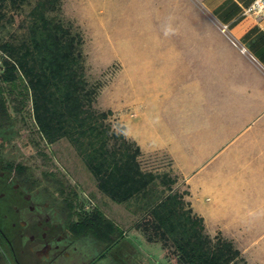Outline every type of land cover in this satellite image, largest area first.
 Returning <instances> with one entry per match:
<instances>
[{
    "label": "crops",
    "instance_id": "crops-1",
    "mask_svg": "<svg viewBox=\"0 0 264 264\" xmlns=\"http://www.w3.org/2000/svg\"><path fill=\"white\" fill-rule=\"evenodd\" d=\"M200 1L203 21L128 51L111 110L144 157L170 161L210 235L217 216L264 227V17L245 13L254 0Z\"/></svg>",
    "mask_w": 264,
    "mask_h": 264
},
{
    "label": "trees",
    "instance_id": "trees-1",
    "mask_svg": "<svg viewBox=\"0 0 264 264\" xmlns=\"http://www.w3.org/2000/svg\"><path fill=\"white\" fill-rule=\"evenodd\" d=\"M63 0H0V22L23 16V33L0 42V123L13 125L23 113L26 99L40 138L47 144L67 141L94 178L97 190L116 204L133 205L143 217L149 241L170 245L177 264H247L242 252L220 233L210 235L204 219L187 200L186 187L172 170L160 172L153 158L116 130L112 111L95 104L100 90L86 74L83 35L62 14ZM2 26V25H0ZM150 163V167L148 165ZM65 197L69 219L78 235L96 239L103 250L112 248L123 232L94 208L78 213L75 191L53 177Z\"/></svg>",
    "mask_w": 264,
    "mask_h": 264
},
{
    "label": "rangeland",
    "instance_id": "rangeland-1",
    "mask_svg": "<svg viewBox=\"0 0 264 264\" xmlns=\"http://www.w3.org/2000/svg\"><path fill=\"white\" fill-rule=\"evenodd\" d=\"M206 11L200 0H63V16L78 26L84 38L87 77L90 82L101 86L95 106L104 111H115L111 108L123 106L124 84L121 78L132 47L159 43L164 38L163 34L175 27L189 26L195 15L197 23L203 21L200 17ZM22 17L15 15L12 23L7 17L1 20L0 42L23 33L19 27ZM119 72L122 74L116 79ZM30 108L27 98L10 138L15 145L12 155L30 164L37 175L52 170L61 178L67 191L70 189L77 193L85 209L96 208L110 219L123 232L110 249L119 257L126 256L128 264H177L170 245L148 240V234L143 230L144 219L140 212H136L135 206L113 203L97 190L94 178L67 141L47 144L40 138ZM112 113L109 121L118 130L122 124ZM152 160L153 167L160 172L171 173L166 158L157 155ZM148 165L151 166L150 163ZM173 189L182 192L184 184L179 182ZM205 201L207 204L213 202L207 196L203 198ZM220 229L232 232L247 264H264V227L247 228L224 216L208 218V230L212 235ZM118 262L121 264L120 259Z\"/></svg>",
    "mask_w": 264,
    "mask_h": 264
},
{
    "label": "flooded vegetation",
    "instance_id": "flooded-vegetation-1",
    "mask_svg": "<svg viewBox=\"0 0 264 264\" xmlns=\"http://www.w3.org/2000/svg\"><path fill=\"white\" fill-rule=\"evenodd\" d=\"M17 116L8 128L0 123V264H120L119 259L128 264L126 256L77 234L78 221L69 219L65 197L53 185V177L63 183L56 173L37 175L12 155ZM75 205L78 213L93 210L85 209L78 195Z\"/></svg>",
    "mask_w": 264,
    "mask_h": 264
},
{
    "label": "built area",
    "instance_id": "built-area-1",
    "mask_svg": "<svg viewBox=\"0 0 264 264\" xmlns=\"http://www.w3.org/2000/svg\"><path fill=\"white\" fill-rule=\"evenodd\" d=\"M246 14H251L256 17H264V0H254L249 7L245 9ZM235 46L236 43L232 42ZM242 53L246 52L244 47H240Z\"/></svg>",
    "mask_w": 264,
    "mask_h": 264
}]
</instances>
